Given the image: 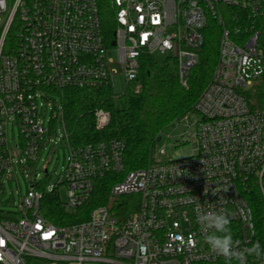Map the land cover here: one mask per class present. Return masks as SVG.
Listing matches in <instances>:
<instances>
[{
	"label": "built area",
	"instance_id": "2783aa9c",
	"mask_svg": "<svg viewBox=\"0 0 264 264\" xmlns=\"http://www.w3.org/2000/svg\"><path fill=\"white\" fill-rule=\"evenodd\" d=\"M110 2L113 36L103 28L101 0H13L11 8L0 0V195L3 176L15 171L10 125L18 128L20 164L36 162L42 145L65 140L69 156L57 184L66 187L68 212L91 200L100 178L123 173L109 189V205L69 225L42 215L45 191L33 184L18 212L0 215V264H241L209 250L198 221L204 211L228 215L242 264H264L244 252L257 244L264 250V105L253 100L264 85V0ZM211 20L222 27L213 77L194 111L173 122L185 136L174 147L189 144V154L161 161L164 147L154 163L125 172L121 140L74 148L64 122L58 139L45 127L46 93L114 91L113 48L126 89L139 90L141 59L156 51L175 60L187 87ZM60 116L63 110L50 121ZM95 121L104 128L110 112L97 109ZM255 193L261 209L252 205Z\"/></svg>",
	"mask_w": 264,
	"mask_h": 264
},
{
	"label": "trees",
	"instance_id": "16d2710c",
	"mask_svg": "<svg viewBox=\"0 0 264 264\" xmlns=\"http://www.w3.org/2000/svg\"><path fill=\"white\" fill-rule=\"evenodd\" d=\"M101 12L105 32L113 36L115 13L110 0H101ZM221 32L222 27L215 20L204 28L199 60L187 76V87L180 81L175 60L168 58L159 63L153 55H145L141 59L139 90L128 87L120 94L108 87L62 89L63 122L69 144L79 148L117 139L125 146V172L154 163L161 133L175 120L194 111L195 102L211 81L218 61ZM253 100L257 105H264V85L254 92ZM100 108L110 112V121L102 129L96 127L95 121V111ZM122 177L123 173H109L100 178L91 200L73 212L63 207L56 184L53 190L44 192L41 213L56 225L85 221L94 207L110 204L109 189ZM39 188H43V185H39ZM254 199L253 207L261 209L257 193ZM122 210L129 211L127 207Z\"/></svg>",
	"mask_w": 264,
	"mask_h": 264
},
{
	"label": "rangeland",
	"instance_id": "374dc122",
	"mask_svg": "<svg viewBox=\"0 0 264 264\" xmlns=\"http://www.w3.org/2000/svg\"><path fill=\"white\" fill-rule=\"evenodd\" d=\"M8 8L13 5V0H7ZM109 57L113 59L114 63L112 68L114 70L115 76L113 80V87L116 93H123L126 89V82L122 70L118 64V50L113 48L108 52ZM154 59L159 63H163L168 59V55L156 51L153 54ZM48 100L45 101V107L40 109V115L44 120L45 127H51L52 131L55 133V138L58 139L59 136L63 135V118L60 116L59 119H54L50 121L54 112L63 110L62 97L57 92L46 93ZM184 131L182 123L171 124L165 129V134L157 142V150L166 148V155H161L159 159L161 161H167L170 159H177L182 157L184 154H189L190 146L189 144H184L182 146L174 147L177 144V140H184L185 136L181 133ZM18 135L17 126H9V146L13 148L14 161L13 169L5 173L3 176L4 189L3 193L0 195V215H10L18 212L19 199L20 197H27L32 189V185L35 183L43 185L45 192H48L52 187H54L63 174L64 166L67 164V158L69 156V149L65 143V140H60L58 144L52 146V144L42 145V150L40 151L36 162L33 164H27L23 162L20 164L21 156L18 154V150L14 147L16 138ZM168 135L171 137L167 139ZM47 168L48 173L45 172ZM36 174H39L36 177ZM59 193L62 202L67 201V190L65 185H59ZM71 210V212L75 211Z\"/></svg>",
	"mask_w": 264,
	"mask_h": 264
},
{
	"label": "clouds",
	"instance_id": "9594fccd",
	"mask_svg": "<svg viewBox=\"0 0 264 264\" xmlns=\"http://www.w3.org/2000/svg\"><path fill=\"white\" fill-rule=\"evenodd\" d=\"M198 221L202 226L204 239L210 251L229 261L232 259L241 261L242 264L243 254L234 246L238 242L233 241L228 215L222 211H204L198 216ZM244 252L251 256L264 258V250L258 244L245 249Z\"/></svg>",
	"mask_w": 264,
	"mask_h": 264
},
{
	"label": "water",
	"instance_id": "95a60500",
	"mask_svg": "<svg viewBox=\"0 0 264 264\" xmlns=\"http://www.w3.org/2000/svg\"><path fill=\"white\" fill-rule=\"evenodd\" d=\"M114 44V43H113ZM160 140V138L158 139V141Z\"/></svg>",
	"mask_w": 264,
	"mask_h": 264
}]
</instances>
